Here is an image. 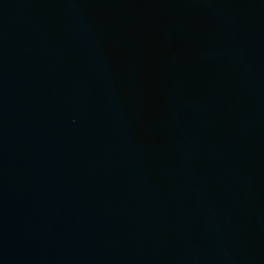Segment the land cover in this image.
I'll return each instance as SVG.
<instances>
[{"label":"water","instance_id":"water-1","mask_svg":"<svg viewBox=\"0 0 264 264\" xmlns=\"http://www.w3.org/2000/svg\"><path fill=\"white\" fill-rule=\"evenodd\" d=\"M0 264H264V0H0Z\"/></svg>","mask_w":264,"mask_h":264}]
</instances>
